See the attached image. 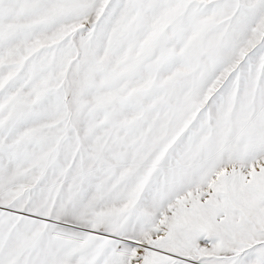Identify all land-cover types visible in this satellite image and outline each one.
I'll return each instance as SVG.
<instances>
[{
	"label": "snow or ice",
	"instance_id": "obj_1",
	"mask_svg": "<svg viewBox=\"0 0 264 264\" xmlns=\"http://www.w3.org/2000/svg\"><path fill=\"white\" fill-rule=\"evenodd\" d=\"M0 264H264V0H0Z\"/></svg>",
	"mask_w": 264,
	"mask_h": 264
}]
</instances>
